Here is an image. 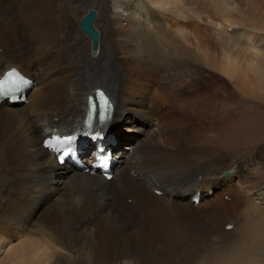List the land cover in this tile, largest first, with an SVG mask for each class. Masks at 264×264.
I'll list each match as a JSON object with an SVG mask.
<instances>
[{
    "label": "bare ground",
    "instance_id": "1",
    "mask_svg": "<svg viewBox=\"0 0 264 264\" xmlns=\"http://www.w3.org/2000/svg\"><path fill=\"white\" fill-rule=\"evenodd\" d=\"M102 1L97 9L95 0H61L57 8L0 0V76L18 67L36 83L22 103L0 102V264H264V128L255 106L243 104L256 98L264 108V54L250 47L254 28L244 11L215 0L224 20H208L222 27L220 70L239 99L228 104L226 120L215 113L224 120L221 130L194 125L176 135L180 125L199 122L173 115L179 104L206 106V114L216 107L204 97L189 107L191 99L177 93L194 90L191 77L198 80L200 71L194 56L206 63L209 49L199 40L192 50L188 23L169 22L179 0ZM91 8L98 11L97 54L79 26ZM125 21L126 31L116 33ZM179 57L191 74L187 79L184 64L173 72L187 81L166 86L163 72ZM96 72L101 79L91 77ZM98 87L110 95L102 129L118 157L110 180L59 165L43 146L52 128L83 129L88 95ZM126 130L124 141L119 131ZM245 150L250 158L242 157Z\"/></svg>",
    "mask_w": 264,
    "mask_h": 264
},
{
    "label": "rangeland",
    "instance_id": "2",
    "mask_svg": "<svg viewBox=\"0 0 264 264\" xmlns=\"http://www.w3.org/2000/svg\"><path fill=\"white\" fill-rule=\"evenodd\" d=\"M38 1L49 4L54 8H57V5H58V3L60 4L61 0H57V1L56 0H38ZM214 1L215 0H179L180 6H178L177 14L175 16H173L172 14L168 15V18L171 19L169 22L170 23L172 22L174 26L178 25V26H183L186 28L187 27L186 23H188V27H189L188 30L191 31V39H190L191 45L190 46H191L192 50H193L192 45L194 43L198 42L199 40H203L204 45L206 46L205 48L209 49L208 52L210 53V56H211V57L209 56V58L207 59L208 62H206V63L204 62V59L202 60L201 56H194L193 60H195V61L193 64L196 65V68H197V66H200L199 76H197V77H199V79L194 80L191 77L190 86H192V88L194 87V90H192V92L189 94H185L184 92H182L178 89L177 93H179V95L181 96V100L184 96H187L191 99V102L188 105L189 107L196 105L199 102V98H202V97L207 99L206 101H212V103L216 106L215 108L210 110L212 113L206 114V111L208 110V109H206V106H204L205 109L200 108V107L198 109H196V108L192 107V108H189L187 110L186 109L187 106H183L182 104L181 105L179 104L177 112L174 113L173 115L179 116L180 120L182 122V121L188 120L182 114H185V115L188 114L192 118L197 117L198 119L195 118V120H197L199 122L188 121L185 123V124H187V127H184V128H181V125H180L178 127V132L176 133V135H178L179 132L190 133V131L192 130L194 125H195L194 127H196V128H201L202 125L207 126V124H212L213 126H218L217 131L221 130L222 125L224 123V120H221L220 117H219L220 119L215 118L214 117L215 113L222 115L223 118H225V120H226L227 115H228V107H227L228 104L233 102V99H236V98L239 99V93L235 89L233 82L230 81V78L228 76H226L220 70V68H221L220 59L223 56V52H221V51H223V49L220 48L221 46H219L217 44L216 40L218 39V33L222 29V27H220L219 25L215 27L213 21L219 22L222 18L224 20V15H222L221 13L218 12ZM230 1L232 3L234 2V6L237 5V7H238V8L235 7V12H240V11L243 12L244 11L243 13H245L248 26L254 28L251 31L249 30V33L251 35L250 37L252 38V40L254 41V43L256 45L252 42V46H250V47H256L257 46V50L248 48L249 51L253 52V50H254L253 53L256 52L255 54H261V53L264 54V0H230ZM95 2L94 3L96 4V6L99 7L97 9H101L102 6L104 5V2L102 0H95ZM70 8L71 7L68 6V9H70ZM237 14H240V13H237ZM197 16H200V18H198ZM211 18L213 21H208ZM261 18L263 20V23H261ZM53 21L59 22L58 19H54ZM166 21H167V19H166ZM125 23H126V21H125ZM127 25H128V23H126V25L121 24L119 27H117L116 33L119 34V31L121 33H122V31L125 32L126 31L125 29L128 27ZM217 28H218V30H217ZM225 34L227 37L229 36L227 33H223V35H225ZM176 36L178 37L179 41H182L183 43L186 42L183 38L184 36L183 35L181 36L180 33H177ZM115 38L117 39V36ZM241 39L243 42V46L249 47L248 43L251 41H247L242 36H241ZM241 45H242V43H241ZM236 47H238L239 49H242L239 46H236ZM197 49L198 48L195 47L196 51H197ZM248 49L246 48V49H242V50H248ZM166 50H168V49H166ZM1 51H3V49ZM198 51L201 52L203 50H201V48H200V49H198ZM184 53L186 54L185 58L188 60L187 51H185ZM221 54H222V56H221ZM196 55H198L197 52H196ZM206 55H207V53H206ZM171 58H172V55H171ZM172 62H174V61H172ZM184 64H185V62H183V59L181 60V58L179 57L175 60L174 65L170 67L168 72H167V69L163 72L165 82H167L166 86L180 85V84L187 81L188 75L191 74L190 73L191 68L189 65H187V63L185 64V68H184V73L187 76V79H185L184 74H182L180 72H173V71H177V70L180 71L181 69H183ZM172 69H175V70H172ZM177 73H178V75H177ZM209 73H211V74L208 75V78H205V76ZM95 74H96V76H95ZM100 75H102V74H100L99 72H96L91 77L93 79H98V78L101 79ZM219 76L222 77L223 82L230 85V88H227V87H225L219 83V81H218L220 79ZM92 78H91V80H92ZM166 78H167V80H166ZM91 80L89 78V82ZM216 88H219L221 90L218 92L217 98H215V89ZM161 89H162V87H161ZM208 90H210L208 93H212V95L207 96L206 92ZM173 95H175V93ZM210 96H212L213 99L209 98ZM175 98H176V96H175ZM241 98H242V95H241ZM246 101L243 103L244 105L247 104L248 106H251V105L255 106L254 114L256 117V121L264 128V118H263L264 117V108H262L261 105L258 104V100H256V98L250 99L247 97ZM202 103H203V101H202ZM206 103H209V102H206ZM198 105L202 106L204 104H198ZM163 106H164V104H163ZM165 107L166 106H164V108ZM184 107H185V109H184ZM260 113H261L262 118H259L257 116ZM116 120H119V119L117 118ZM152 121H154V120H152ZM120 123H121V121L117 125H120ZM193 130H195V129H193ZM119 132L121 133V136H124V139H125V137L127 136L126 133H128L129 131L126 130V131H119ZM126 140L127 139H125L124 141H126ZM132 140H133V138L131 137L129 144L132 143ZM124 141H122V142H124ZM129 144H126V145H129ZM257 147H261V146L257 145L256 149H257ZM249 154L250 153L248 152V150H245L242 152V157L245 155L248 157ZM248 158H250V157H248ZM229 171L230 170H227L225 172H229ZM230 175H232V173ZM121 194H122V192H121ZM228 198L229 197L226 196V199H228ZM251 200L254 203V200L253 199H251ZM222 230H224V229H222ZM73 264H81V263H73Z\"/></svg>",
    "mask_w": 264,
    "mask_h": 264
},
{
    "label": "water",
    "instance_id": "3",
    "mask_svg": "<svg viewBox=\"0 0 264 264\" xmlns=\"http://www.w3.org/2000/svg\"><path fill=\"white\" fill-rule=\"evenodd\" d=\"M97 17L98 11L91 8L80 20L81 30L84 31L92 41L93 54H97L99 52L100 31L95 25Z\"/></svg>",
    "mask_w": 264,
    "mask_h": 264
},
{
    "label": "snow or ice",
    "instance_id": "4",
    "mask_svg": "<svg viewBox=\"0 0 264 264\" xmlns=\"http://www.w3.org/2000/svg\"><path fill=\"white\" fill-rule=\"evenodd\" d=\"M8 77H9V79H0V90L11 91L13 89L22 87L23 84H25V83H28V81H26L23 77L18 78V73L15 70H13L12 72H9ZM98 96L104 99L105 105L108 104V100L104 96L103 92H100L98 94ZM56 139L59 140V137H56ZM72 140H73L72 136H67L64 138L65 143L70 142ZM69 151H71V149H69Z\"/></svg>",
    "mask_w": 264,
    "mask_h": 264
}]
</instances>
